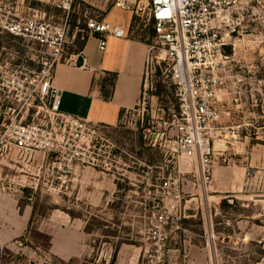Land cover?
Here are the masks:
<instances>
[{
    "label": "rangeland",
    "instance_id": "1",
    "mask_svg": "<svg viewBox=\"0 0 264 264\" xmlns=\"http://www.w3.org/2000/svg\"><path fill=\"white\" fill-rule=\"evenodd\" d=\"M57 1L0 0V19L67 20L65 56L75 55L89 36L86 20L102 19L112 5L78 0L66 13ZM132 18L129 36L147 44L141 87L112 126H78L52 111L28 72L33 44L0 28V264H264V0L252 5L229 50L245 70V90L222 119L219 172L206 187L172 146L174 91L166 61L153 56L151 22ZM87 46L94 53L92 41ZM114 80L105 82L109 98ZM32 123L49 144L18 148L12 130ZM178 175L174 202L163 183ZM171 204L173 222L157 249L146 238L151 213Z\"/></svg>",
    "mask_w": 264,
    "mask_h": 264
},
{
    "label": "built area",
    "instance_id": "2",
    "mask_svg": "<svg viewBox=\"0 0 264 264\" xmlns=\"http://www.w3.org/2000/svg\"><path fill=\"white\" fill-rule=\"evenodd\" d=\"M77 1L58 0L55 7L68 13ZM109 1L112 7L130 11L133 17L144 15L151 22L159 46L158 55L153 56L156 60L166 61L168 81L174 91L176 110L171 122L174 130L172 146L180 159L194 163L192 177L198 185H210L217 154L214 142L225 130L222 119H230L234 105L239 106L245 90V70L227 49H233L239 37L244 35L245 16L257 0ZM0 28L33 44L34 65L28 72L36 80V94L40 99H48L52 111L63 115L58 108L60 93L53 87L51 79L56 65L71 56H65L67 20L17 16L10 21L0 19ZM85 28L89 35H99L100 51L104 50L105 36L128 37V31L121 25L103 19L88 18ZM153 49L152 45L148 47V51ZM64 116L81 126V119ZM11 136L14 145L20 149L49 144L40 127L33 123L15 126ZM56 169L61 170L62 165L58 163ZM187 173L190 171L180 174ZM181 177L178 175L171 182L163 183L171 189L168 193L174 202L180 201ZM174 207L175 204L162 205L151 213L146 238L157 249H161L168 238Z\"/></svg>",
    "mask_w": 264,
    "mask_h": 264
},
{
    "label": "crops",
    "instance_id": "3",
    "mask_svg": "<svg viewBox=\"0 0 264 264\" xmlns=\"http://www.w3.org/2000/svg\"><path fill=\"white\" fill-rule=\"evenodd\" d=\"M102 19L121 25L128 31V37L105 36V47L100 51L99 35H89L77 54H71L67 61L56 65L51 82L60 93L58 108L63 115L112 126L119 121L121 112L137 101L147 44L129 36L130 11L112 7ZM88 40L93 43L94 53L87 46ZM113 74L111 97L105 99L100 82H107ZM218 172L213 169V177Z\"/></svg>",
    "mask_w": 264,
    "mask_h": 264
},
{
    "label": "trees",
    "instance_id": "4",
    "mask_svg": "<svg viewBox=\"0 0 264 264\" xmlns=\"http://www.w3.org/2000/svg\"><path fill=\"white\" fill-rule=\"evenodd\" d=\"M152 32H153V30H152ZM85 41H86V39L83 41V44H82L81 48L84 46ZM229 50L230 49H227V53H229ZM114 77H115V75L113 74L112 79H114ZM100 89H101V94H102L103 98L108 99L109 98V95H110V92L107 91L106 84H105L104 81L103 82H100ZM175 110H176V104H175Z\"/></svg>",
    "mask_w": 264,
    "mask_h": 264
},
{
    "label": "water",
    "instance_id": "5",
    "mask_svg": "<svg viewBox=\"0 0 264 264\" xmlns=\"http://www.w3.org/2000/svg\"><path fill=\"white\" fill-rule=\"evenodd\" d=\"M78 64H81V59H78Z\"/></svg>",
    "mask_w": 264,
    "mask_h": 264
}]
</instances>
